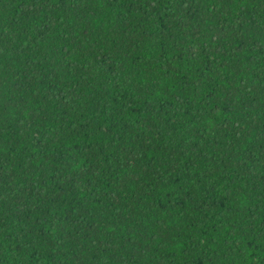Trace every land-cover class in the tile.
<instances>
[{
	"label": "trees",
	"instance_id": "obj_1",
	"mask_svg": "<svg viewBox=\"0 0 264 264\" xmlns=\"http://www.w3.org/2000/svg\"><path fill=\"white\" fill-rule=\"evenodd\" d=\"M0 264H264V0H0Z\"/></svg>",
	"mask_w": 264,
	"mask_h": 264
}]
</instances>
